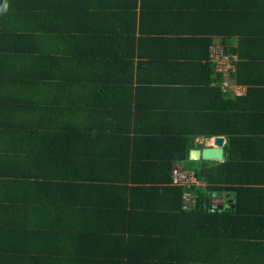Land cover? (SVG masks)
<instances>
[{
  "label": "trees",
  "instance_id": "16d2710c",
  "mask_svg": "<svg viewBox=\"0 0 264 264\" xmlns=\"http://www.w3.org/2000/svg\"><path fill=\"white\" fill-rule=\"evenodd\" d=\"M192 4L213 29L193 33L206 65L185 75L201 79L176 88L171 0H0V264H133L139 255L93 252L90 238L126 235L128 228H120L118 219L142 214L155 222V231L142 232L143 242L164 237L160 231L169 220L171 227L182 228L189 214L225 222L211 202L218 192L235 195L237 214L246 194L264 199V0ZM216 36L239 58L231 79L247 88L242 96L223 91L224 77L210 59ZM149 40L161 47L147 49ZM85 92L91 96L69 95ZM50 120L60 128L46 127ZM215 136L227 138L225 160L195 167L205 187H193L197 206L186 211L185 189L173 185V169L188 163L197 137ZM9 138L22 141L29 173L20 168L21 149L9 156ZM90 143L100 149L96 159L107 161L101 164L127 174L119 188L140 184L147 192H165L167 203L161 196L160 206L147 200L136 208L135 189H128L119 205L102 200L109 193L94 201L101 184L84 172L80 153ZM115 180L121 182V175ZM129 232L132 243L141 235ZM53 242L50 254L45 244ZM255 246L263 252L262 243ZM263 257L256 264H264Z\"/></svg>",
  "mask_w": 264,
  "mask_h": 264
},
{
  "label": "crops",
  "instance_id": "0c3cea01",
  "mask_svg": "<svg viewBox=\"0 0 264 264\" xmlns=\"http://www.w3.org/2000/svg\"><path fill=\"white\" fill-rule=\"evenodd\" d=\"M192 1L193 0H171V86L176 88L193 87V85L189 83L190 80L201 79L200 77L195 78L194 76L185 75L195 66L197 68L200 67L201 64L203 66L206 65V60L204 58H199L200 54L198 46L196 45V43L198 42L195 40V35H193V33H195L197 29H200L201 31L206 33L213 29L212 26H210L209 24H205L201 21L200 18L197 17L198 13H196V11H194L192 8ZM161 6L163 9H165V5ZM203 23L205 25H203ZM221 25L222 24L215 26L214 30L215 28L217 29L221 27ZM204 36L200 35L199 38L205 39L208 35ZM213 46L224 47L221 44L220 37H214V42L211 47ZM145 47L147 49H157L161 47V45H155L149 40L145 43ZM238 60L239 58L237 56V61L235 62V71L231 73V76L232 74L236 73ZM182 65L186 66L187 69L182 70ZM201 74L202 73H200V76ZM213 77H215V75H213ZM231 84L235 85L231 90L223 89V91L227 92L231 97H237V95H235L234 93V88L239 85L235 84L232 79ZM241 87L245 89V92L242 94L244 95L247 88L244 86ZM53 95H56L58 97V95L61 94ZM69 95H83L85 97L91 96V94H88L87 92L83 94L70 93ZM203 95L204 97H207L208 94L204 92ZM123 97L126 96L123 94L121 98ZM124 124L125 126L127 125L126 123ZM45 126L60 128L59 124L54 123L53 120H50L49 123H47ZM119 128H122V126H119ZM215 137H197L195 140V146L191 148V150H201L207 146H213ZM115 138L117 137L115 136ZM115 138L114 140H116ZM226 142L227 138L225 137L224 151ZM22 145L23 143L21 140H14L13 138H9V156L12 155L13 157L16 154V152L13 151L21 149L22 158L18 159V161H22V165H20V168L22 172L27 174L29 173L26 169L27 162L23 163V160H25V158L22 153V150L25 151V147H23ZM93 145L94 144L91 143L88 144V147L86 146V148H83L80 153L81 164L83 163L82 168H85L84 172H86V174L90 177H97V179H99L98 182H100L101 184L100 187L96 189V199L94 201L99 199L101 201L104 194L109 193L107 196H105V199L102 200L107 201V203H116L119 205L120 202L124 201L123 194L125 193L126 195L128 189H135L133 198L136 208L140 209L141 205L144 206L145 203H147V200H151L152 204H154L155 206L161 205L156 202L159 198H161V196H165V192H162V195L157 192H152V194L151 192H147V190L139 189V187L141 186L140 184L132 185V182L128 184V189L125 188L126 190H122L121 188H119V186H121L120 184H122V186H125L128 178L127 174L122 172V175L119 173V170L112 168V166L109 167L105 164H101L100 162L107 161L103 158L96 159L95 154L100 149H97V146ZM12 161L14 160L9 159L10 168L12 167ZM203 161L209 162L210 164L224 162L203 159L193 161L189 158L188 155V163H185L183 165L177 164L175 166H179L184 170L195 172V167H197L198 164L202 163ZM120 175L122 179L121 182L115 180L119 179ZM110 184L113 187L110 186ZM147 186L151 187L150 183ZM159 186L160 188L163 187V185ZM197 186L205 187V183L199 180ZM247 186L250 187L251 185ZM254 197L255 192L246 194L245 202L243 205H241L242 211L240 210L241 212L237 214L235 211L237 202L233 193H214L211 201L212 206L214 209L218 210L220 215L224 217L225 220L227 219V221L221 222L220 218L215 217L206 220L198 218V216L196 215L195 216L197 218H195L193 214H189L185 217L186 219L183 222L184 226L182 228H178V225H175V227H171V223H169L171 222V220H169L168 222H166L165 227H163L164 230L160 231L162 234H164V237L160 235H154L155 237L152 238L150 236L152 239L150 238V240L146 242H143V240H145V236L142 235V232H144L145 230L155 231V228L153 227L155 222H153V219L148 220L143 214L142 218L134 216V218L130 220H124V218L121 217L118 219V226L120 228H128L126 235H104V238H101V240H98V238L96 239L95 237L90 238L89 246L91 250L94 249L93 252H97L102 248L105 251L104 254H110L113 256H126V254H128L129 256L133 257L139 255L140 259L132 261L133 264H256L258 256H260L261 254H263L264 256V213H259L257 211L261 210L260 208L264 210V199L259 201V197H256L255 200H252L254 199ZM167 198L168 197H164L162 203H167L165 201ZM151 209L159 210L157 209V207ZM147 212L153 214L155 211ZM170 216L171 215L166 216L167 219L171 218ZM96 220L98 221L99 219L93 218L92 222H95ZM107 221L108 220L106 218L104 224L107 223ZM161 228V224H158V230ZM129 230H131L132 232H141V235H139L140 233L134 235V243H132L131 233L129 232ZM171 230L175 231V233L172 235ZM24 240L27 241L26 238H24ZM257 242L263 244V252H258L259 248L256 249L255 244ZM55 243L56 242H53L52 245L45 244V248L50 254H55ZM139 243H141L142 246H137L139 245ZM59 246L61 251V241L57 240L58 250ZM144 256H147V259H149V257H153L155 262L145 261ZM171 257L174 258L172 259L174 260L173 262L171 261ZM119 264H123V262L120 261Z\"/></svg>",
  "mask_w": 264,
  "mask_h": 264
},
{
  "label": "built area",
  "instance_id": "2783aa9c",
  "mask_svg": "<svg viewBox=\"0 0 264 264\" xmlns=\"http://www.w3.org/2000/svg\"><path fill=\"white\" fill-rule=\"evenodd\" d=\"M210 58L215 64L216 71L224 77L222 87L225 90H231L235 85L231 84V73L235 71V62L237 56L232 53H227L222 46H213L210 50ZM235 95L240 96L245 92L241 86L234 88ZM173 185L183 187V209L190 211L197 206V195L193 192V187L197 186L199 179L194 171L184 170L179 166H175L172 174Z\"/></svg>",
  "mask_w": 264,
  "mask_h": 264
},
{
  "label": "water",
  "instance_id": "95a60500",
  "mask_svg": "<svg viewBox=\"0 0 264 264\" xmlns=\"http://www.w3.org/2000/svg\"><path fill=\"white\" fill-rule=\"evenodd\" d=\"M225 137H215L213 141V146H207L203 149H193L190 151L189 158L193 161L203 160H216L219 162L224 161L225 151H224Z\"/></svg>",
  "mask_w": 264,
  "mask_h": 264
},
{
  "label": "rangeland",
  "instance_id": "374dc122",
  "mask_svg": "<svg viewBox=\"0 0 264 264\" xmlns=\"http://www.w3.org/2000/svg\"><path fill=\"white\" fill-rule=\"evenodd\" d=\"M199 164H200V163H199ZM199 164H198V166H199ZM198 166H197V167H198ZM184 167H185V166H184ZM185 168H186V167H185Z\"/></svg>",
  "mask_w": 264,
  "mask_h": 264
}]
</instances>
